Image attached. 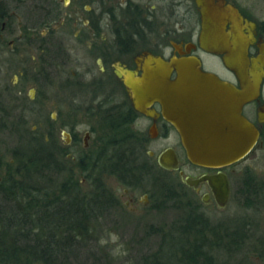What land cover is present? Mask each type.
<instances>
[{
    "label": "flooded vegetation",
    "instance_id": "1",
    "mask_svg": "<svg viewBox=\"0 0 264 264\" xmlns=\"http://www.w3.org/2000/svg\"><path fill=\"white\" fill-rule=\"evenodd\" d=\"M223 1L237 8L245 18L256 22L257 38L264 39V17L259 16L264 14V0ZM95 2L96 6L88 5ZM8 3V0H0L2 49L7 41L3 33L12 35L16 30V24L9 23ZM201 9L197 0H20V17H17L20 22L18 24L20 36L10 40V44L20 39L21 51H33L31 58L35 60L38 68L32 78L34 90L37 84L44 86V79L48 77L50 84L55 87V100L70 107L67 114L62 112L57 113V116L52 114L54 121L61 118L65 123L70 122L71 111H84L86 119L98 117L102 124L105 119H112L118 122L117 126L114 125L115 130L112 132L114 136L126 133L128 138L125 141L132 143L130 147L136 154L145 151L147 145L157 144L158 154L148 150L145 156L149 159L156 156L159 166L162 167L159 163L160 154L173 149L179 160V168L162 169L177 172L182 181L185 177L200 178L219 171L227 173L229 166L212 169L190 162L179 133L163 116L161 105L158 102L153 104L152 107L155 109L153 116L137 111L118 71L124 69L141 74L144 61L149 57L148 53L169 60L174 54L180 56L177 45L181 46L184 52L189 51L186 55L198 56L204 70L238 85L235 75L225 67L222 57L201 48L203 36ZM228 28L229 26L226 29ZM211 59L217 60L219 68L210 64ZM28 61V55H25L20 63ZM27 68L30 70V67ZM28 74L27 70L20 73L25 82L30 80ZM46 98L47 96L35 101L44 108ZM260 108H264V84L260 100L247 104L243 110V113L260 129V140L256 147L259 146L264 134V121H259ZM74 128L73 125L70 127L71 130ZM142 128L146 135L142 133ZM56 130V124L53 123L50 133L54 143L57 140ZM0 132H8L4 119L0 120ZM92 133L91 130L85 132L83 138L85 149L90 148ZM65 135L68 144L73 141L79 142L73 133L65 132ZM115 140L118 141V138ZM56 148L57 155L63 153L57 145ZM100 151L95 155L98 156ZM11 161L13 162V159ZM6 163V156L0 149L2 174L4 173L2 169H7ZM227 175L230 180L228 173ZM183 183L186 184L184 181ZM186 185L199 196L188 201V206H193L194 213L190 216L193 218L194 226L198 222L210 220L207 211L225 212L229 209L232 187L228 203L221 206L207 181L201 182L198 187ZM130 201L131 203L135 201L133 195L130 196ZM144 201L147 204L148 200ZM262 201L264 207V198ZM245 203L244 206L253 205L247 199ZM230 224L229 226L226 224L223 231L211 230L210 227L196 229L193 245L183 247L182 253L194 251L195 254L197 252L212 254L211 251L217 249L226 252L252 251L253 254L258 253L256 258L264 264V225L261 227L259 223L253 224L248 220L245 223H238L237 226ZM193 257L197 261L192 264H218L212 255Z\"/></svg>",
    "mask_w": 264,
    "mask_h": 264
},
{
    "label": "rangeland",
    "instance_id": "2",
    "mask_svg": "<svg viewBox=\"0 0 264 264\" xmlns=\"http://www.w3.org/2000/svg\"><path fill=\"white\" fill-rule=\"evenodd\" d=\"M8 1L10 11H15L14 0ZM88 5L96 6L97 3H89ZM18 14H20V9ZM259 16L264 17V14ZM15 21L17 20L15 19ZM17 23L15 34L6 35L3 33L7 41L4 49L0 48V100L3 101V103L0 101V120H6L8 125V132H0V149L6 156L7 161H11L13 159L12 149L24 143L25 145L33 144L32 136L35 131L40 132V135L46 141L52 143L50 130L54 123L57 127L55 144L63 151L62 154L58 155L62 161L64 160L63 163L66 168V174L63 176L73 170L74 174L81 177L85 182L86 176L82 173L77 162L83 155L90 158L101 150L103 140L106 139L107 132H110L109 127L102 124L98 117L90 120L86 119L84 111H71V121L68 123L62 121L61 118L56 121L52 119V114L54 116H57V113L60 112L67 114L70 107L59 104L55 100V87L50 84L48 77L44 79V86L37 84L36 90H34L35 84L32 78L38 68L35 60L31 58L33 51H21L20 39L10 44V40L20 36V27ZM25 55H28L29 61L22 63V65L20 61ZM210 64L219 68V64L215 59H211ZM27 67H30V70ZM25 70L28 71V77L30 78L27 82L20 76V73ZM46 96V105L44 104V108H42L35 100H40ZM21 119L24 120V123H20ZM71 123L75 127L73 130L70 129ZM76 123L77 125H75ZM11 125L18 126V128L14 131ZM90 130L93 132L90 148L85 149L83 138L85 132ZM141 130L145 134L144 129ZM65 132L73 133L79 142L74 143L73 141L72 143L70 141L71 143L68 144L69 141H67ZM112 134L111 132L110 135ZM129 144L132 145V143ZM158 147L157 144L152 143L146 146L145 151L138 152L139 162H142L141 158L146 157L148 150H153L157 155ZM147 159L150 165L155 166L154 170L157 171V174H165V177L172 182L173 186L178 188L179 197L175 200L168 199L166 203L163 202V195L158 188L161 187V184L155 182L154 177L148 173L143 175V180H139L135 188L125 187L115 175H106L109 188L116 193L122 207L111 209L110 212L98 217L92 223L91 227L95 237L91 236L81 243L80 254L72 264H143L144 256H152L156 252L159 253L158 259L164 264H176V261L181 260V257L184 256L182 253L183 247L193 245L191 242H193L196 229H209L210 227L211 230L222 229L223 231L226 224L229 226L230 223H233L237 226L238 223H245L247 220L253 224L259 223L263 227L264 134L259 146L244 160L227 168L232 187V200L229 209L225 212L207 211L210 220L198 222L195 226L188 219L194 213L193 206H188V201L199 196L183 183L177 172H168L162 169L156 156ZM5 170L2 169V172L5 173ZM151 170L153 169L151 168ZM248 171L256 178V185L259 190L256 197H250V201L253 203L251 207L244 206L246 199L239 192L244 186L246 172ZM57 174L56 181L61 180L63 176ZM87 187L86 185V190ZM145 194L148 195L146 198L144 197ZM131 195L135 198L133 203L130 201ZM144 198L148 200L147 204L144 203ZM208 223H210L209 226ZM206 224L207 227L204 228ZM189 226L194 228L185 232V227ZM160 251L162 252L160 253ZM211 253L205 255H212L218 264H261L256 258L258 253L253 254L252 251L235 252L229 250L226 252L223 249H217L211 251ZM246 255L248 259H246ZM151 261L150 263H152Z\"/></svg>",
    "mask_w": 264,
    "mask_h": 264
},
{
    "label": "water",
    "instance_id": "3",
    "mask_svg": "<svg viewBox=\"0 0 264 264\" xmlns=\"http://www.w3.org/2000/svg\"><path fill=\"white\" fill-rule=\"evenodd\" d=\"M197 1L203 17L201 48L220 55L238 85L204 70L198 56L186 55L189 51L177 45L180 56L174 54L166 60L148 53L141 74L121 69L118 75L137 111L153 116V104L161 105L163 116L179 133L190 162L219 169L245 159L260 140V129L243 110L262 96L264 39L257 38L256 22L234 6L223 0ZM263 111L259 109L260 122L264 121ZM159 163L164 168H179L173 149L161 153ZM183 181L192 187L207 181L221 206L230 199V180L223 171L200 178L185 177Z\"/></svg>",
    "mask_w": 264,
    "mask_h": 264
},
{
    "label": "trees",
    "instance_id": "4",
    "mask_svg": "<svg viewBox=\"0 0 264 264\" xmlns=\"http://www.w3.org/2000/svg\"><path fill=\"white\" fill-rule=\"evenodd\" d=\"M14 2L15 11H10L8 3L10 24H16L20 17V0ZM103 123L110 132L100 153L90 158L83 155L77 162L86 176L85 182L73 170L63 176L66 168L64 160L56 154V144L46 141L40 132H33V144L24 143L12 149L13 162L7 161L6 174L0 172V264H72L80 254L81 243L95 237L92 223L111 209L122 207L116 193L109 188L106 175H115L125 187L135 188L148 173L161 184L158 188L163 202L179 197L178 188L165 174H157L146 157L139 162L131 142L125 141L126 133L110 135L118 122L105 119ZM11 126L14 131L18 128ZM56 174L63 178L56 181ZM256 181L252 173L246 172L239 192L248 201L258 195ZM188 219L193 222L192 216ZM193 228L185 227L184 231ZM158 254L144 256L143 264H164ZM183 255V261L176 264H192L197 261L193 256L201 257L205 253L185 251Z\"/></svg>",
    "mask_w": 264,
    "mask_h": 264
}]
</instances>
